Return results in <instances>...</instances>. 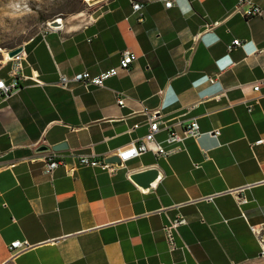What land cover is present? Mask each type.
<instances>
[{
    "label": "crops",
    "instance_id": "crops-1",
    "mask_svg": "<svg viewBox=\"0 0 264 264\" xmlns=\"http://www.w3.org/2000/svg\"><path fill=\"white\" fill-rule=\"evenodd\" d=\"M130 1H85L83 10L47 20L60 17L59 28L45 25L22 43L25 75L36 71L43 84L22 81L0 103V264H243L261 257L264 143H253L264 137V49L257 51L264 0H172L169 8L138 0L142 22ZM246 1L261 15L245 17ZM236 38L242 44L227 51ZM124 49L135 60L102 87L58 84L60 73L117 66ZM9 68L0 61L5 83ZM144 110L167 122L196 118L201 134L167 157L148 145L112 173L83 165L44 172L39 146L64 142L55 152L67 163L70 154L112 156L147 133ZM214 129L217 137L207 133ZM165 137L155 135L169 148ZM148 168L160 177L143 189L130 175ZM177 215L186 224L169 252L162 226ZM15 240L31 247L11 256Z\"/></svg>",
    "mask_w": 264,
    "mask_h": 264
},
{
    "label": "built area",
    "instance_id": "built-area-1",
    "mask_svg": "<svg viewBox=\"0 0 264 264\" xmlns=\"http://www.w3.org/2000/svg\"><path fill=\"white\" fill-rule=\"evenodd\" d=\"M163 1V6L165 8H169L173 5L172 0H161ZM131 10L137 16V21L142 22L143 16L141 13L142 3L138 0H131ZM247 7L242 11V14L245 17L250 16H260L261 9L258 6L250 4L246 1ZM59 21H61L60 17H56ZM47 26V25H46ZM48 27V26H47ZM49 29H53L48 27ZM242 43L239 39H233L230 43L226 45V50L231 51L234 47L240 46ZM22 46V45H21ZM264 49V40L262 41V47L257 49L258 52L263 51ZM9 50V49H8ZM6 50L2 54V58L0 61H9L10 68L8 71V76L10 81L5 83L2 79H0V103L5 102L13 93L18 91L20 88V83L22 81H26L29 78H33L37 85H42L43 82L39 80L38 74L36 71H32L30 76L25 75L24 69V51L23 48L20 52L16 53L12 57L7 56ZM136 55L129 49H124L120 53V58L118 65L115 67H110L104 71L96 75L90 74L87 70H83L80 72H76L71 76L64 75L62 73L59 74L58 84L61 87H69L75 83H81L84 86L93 85L97 87H102L104 85V81L109 77L115 76L118 72V69H128L129 65L135 60ZM209 82H215V78H209ZM259 83H254L253 90L258 91ZM117 104L121 106L123 104V98H117ZM250 106H248V110L250 111ZM146 120H147V133L141 138H135L129 141V143L118 147L112 151V155L118 157L121 165H124L130 159L138 157L139 155L147 152L149 150L148 145H152V150L155 156L157 157H167L171 154H174L180 150H182L181 143L185 138H193L196 139L201 131L199 129V125L197 123L196 118L189 119L188 121L176 120L172 122L162 121L159 119L158 111H143ZM137 125H133L129 128V131L135 129ZM165 131L166 137L165 142L169 145H172L169 148H164L158 141L155 139V135L160 132ZM212 136L217 137L219 135V130L214 129L212 131L207 132ZM264 143V137L257 139L253 144L258 145ZM109 155H104L102 157H96L95 155H87V154H70V162L67 163L63 157H58L56 152L53 150L46 151L42 155V159L44 161V172L51 175L52 172L60 165L67 167L68 173H73L75 168L78 165L89 166V167H97L102 170H106L107 172H114L118 166L115 164L107 163L104 159ZM210 198V197H207ZM186 224V219L182 215H177L173 219H169L168 222L162 226V231L165 236L167 249L169 252L177 249V244L175 242V237L177 235L178 228L182 225ZM31 247V244L27 241L15 240L12 241L8 245V249L11 256H15L28 248ZM261 254L264 255V248L262 246Z\"/></svg>",
    "mask_w": 264,
    "mask_h": 264
},
{
    "label": "rangeland",
    "instance_id": "rangeland-1",
    "mask_svg": "<svg viewBox=\"0 0 264 264\" xmlns=\"http://www.w3.org/2000/svg\"><path fill=\"white\" fill-rule=\"evenodd\" d=\"M85 0H0V59L31 37L57 14L83 10ZM264 246V229L259 234ZM243 264H264V255Z\"/></svg>",
    "mask_w": 264,
    "mask_h": 264
},
{
    "label": "water",
    "instance_id": "water-1",
    "mask_svg": "<svg viewBox=\"0 0 264 264\" xmlns=\"http://www.w3.org/2000/svg\"><path fill=\"white\" fill-rule=\"evenodd\" d=\"M95 1V0H94ZM92 1V2H94ZM87 1V3H92ZM61 21H59L58 19L54 18L50 21L46 22V25L50 28H59L61 26ZM22 49V46H16L13 48H10L7 51V56L8 57H12L14 56L16 53L20 52ZM63 147H65V143L61 142L58 144L53 145L52 147L48 148L44 145H41L38 147L37 151H49V150H53V151H59L61 150ZM105 162L107 163H111V164H115L116 166H121V162L119 161L118 157L115 155L106 157L104 159ZM160 177L159 171L155 168H148V169H144L135 173H132L130 175V178L141 188L143 189H150L153 184L155 183L156 180H158Z\"/></svg>",
    "mask_w": 264,
    "mask_h": 264
},
{
    "label": "bare ground",
    "instance_id": "bare-ground-1",
    "mask_svg": "<svg viewBox=\"0 0 264 264\" xmlns=\"http://www.w3.org/2000/svg\"><path fill=\"white\" fill-rule=\"evenodd\" d=\"M85 1H86V2H87V1L92 2V1H94V0H85ZM263 248H264V246H263Z\"/></svg>",
    "mask_w": 264,
    "mask_h": 264
}]
</instances>
